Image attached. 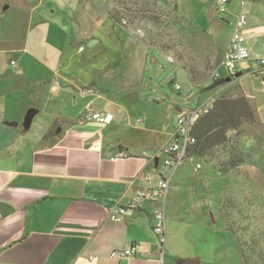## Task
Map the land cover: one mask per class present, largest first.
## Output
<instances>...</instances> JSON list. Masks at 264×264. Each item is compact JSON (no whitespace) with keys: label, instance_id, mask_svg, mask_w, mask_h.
I'll return each instance as SVG.
<instances>
[{"label":"crops","instance_id":"0c3cea01","mask_svg":"<svg viewBox=\"0 0 264 264\" xmlns=\"http://www.w3.org/2000/svg\"><path fill=\"white\" fill-rule=\"evenodd\" d=\"M59 1L0 0V264H185L191 258L167 245L166 213L162 247L152 229L159 203L129 207L119 222L107 212L128 207L135 191L174 175L161 168L158 153L172 142L179 116L192 109L165 88L185 102L195 91L210 95L193 110L220 96H243L260 114L258 97L244 83L248 74L259 83L264 77L258 64L264 0H228L223 15L216 11L219 0L204 4L209 23L195 45L211 67H220L240 16L246 17L241 31L249 59L238 77L227 81L220 67L222 83L196 84L176 62L187 86L170 76L158 87L154 68L163 70L161 56L169 49L115 24L104 11L106 0H79L70 19L47 11ZM87 89L93 93L82 94ZM31 108L37 114L25 129ZM91 113L107 115L109 123L87 120ZM119 152L129 156L111 161ZM133 245L132 258L108 257Z\"/></svg>","mask_w":264,"mask_h":264},{"label":"rangeland","instance_id":"374dc122","mask_svg":"<svg viewBox=\"0 0 264 264\" xmlns=\"http://www.w3.org/2000/svg\"><path fill=\"white\" fill-rule=\"evenodd\" d=\"M139 1L138 4L133 0H106L108 3L104 11L108 14L111 10L120 11L124 8L130 15V10L137 11L144 2L147 3L148 10L158 18L159 25L136 19L127 25L129 29L126 30H133L134 36L152 47L169 49L170 56L179 62L196 84L202 81L212 84L216 70L218 75L224 77L220 67L205 64L206 59L199 57L195 45L199 38L202 39V31L207 29L209 23L208 13L204 9L208 0ZM50 2L54 4L53 0ZM77 5L79 0H60L59 5L48 6L47 11H56L64 19H70ZM218 16L216 14L215 17ZM245 63L240 62L237 68L243 67ZM160 64L163 70L154 68L158 74L153 76L158 77L157 81L153 80L156 87L170 76H175L180 84L187 86V74L170 64L167 56H161ZM248 76L244 85L258 97L260 114L254 111L253 122H244L239 131L229 134L237 153L246 162L223 175L214 169V161L209 163L204 159L187 158L173 172L168 189L164 206L167 245L172 244L182 255L197 258L201 264H241L236 243L241 245L247 255L251 254L250 261L253 264H264V260L259 261L260 252L264 259V91L261 86L259 91L255 90V83H260ZM165 90L188 109H197L210 96L200 93L194 96L195 91L185 102L180 99L182 95L168 87ZM231 151L232 148L222 147L217 155L226 161ZM197 163L200 165L198 168L195 166ZM161 168L166 169L164 166ZM166 170V174L171 176L172 171Z\"/></svg>","mask_w":264,"mask_h":264},{"label":"built area","instance_id":"2783aa9c","mask_svg":"<svg viewBox=\"0 0 264 264\" xmlns=\"http://www.w3.org/2000/svg\"><path fill=\"white\" fill-rule=\"evenodd\" d=\"M228 0H219L217 6V13L223 15L226 12ZM246 23V17L241 15L236 27L233 31L227 50L225 51L220 67L225 71L228 76H233L237 71V66L240 62L249 59V52L243 45V38L240 34L241 29ZM167 61L170 64H175L177 61L172 56H167ZM259 66L264 68V58L258 60ZM11 68H17V63L12 61L10 63ZM252 76L256 75V72L251 73ZM220 79L217 70L214 72L212 80L218 81ZM260 84L264 91V77L260 78ZM176 90L180 89L179 85H174ZM92 89H87L82 94H91ZM210 106H206L204 109L189 110L179 116L176 122V129L173 135L171 143L166 144L158 153L161 157V164L167 169H170L173 173L188 157L189 149L195 144L196 140L192 136V127L198 117L199 112H207ZM87 120L96 122L98 124L109 123V117L107 115H101L99 113H91L87 115ZM129 155L125 152H119L116 157L110 160L125 159ZM196 167H200L199 164ZM169 178L159 179L153 186L137 190L131 196L128 207L115 205L108 209V220L111 222H119L121 217L127 213V208L139 205L142 201H149L151 203H159L160 206L156 208L152 213V229L157 234L161 247L165 243V201L169 189ZM137 247L129 246L124 249H113L108 253L110 259L123 260L129 259L136 255Z\"/></svg>","mask_w":264,"mask_h":264},{"label":"trees","instance_id":"16d2710c","mask_svg":"<svg viewBox=\"0 0 264 264\" xmlns=\"http://www.w3.org/2000/svg\"><path fill=\"white\" fill-rule=\"evenodd\" d=\"M133 2L140 3L139 0H133ZM148 9L147 3L144 2L142 8L137 9V11H135L136 9L130 10V15L122 8L120 11H109L108 16L115 24L124 29H129L127 25L134 23L136 19L152 22L158 26V18L154 17ZM233 77L231 75V78ZM213 82L217 83V81ZM219 82L222 83L223 80ZM253 120L254 110L245 97L220 96L216 98L207 112L201 110L198 114L192 127V136L196 142L189 149L187 158L204 159L209 163L214 161V169L223 175L235 170L246 161L240 153H237L235 146H233L234 141L229 134L239 131L244 122H253ZM222 147L232 148L226 161H222L217 155V151ZM236 250L241 264H253L250 261L251 254L247 255L239 243H236ZM263 260V254L260 252L259 261Z\"/></svg>","mask_w":264,"mask_h":264},{"label":"water","instance_id":"95a60500","mask_svg":"<svg viewBox=\"0 0 264 264\" xmlns=\"http://www.w3.org/2000/svg\"><path fill=\"white\" fill-rule=\"evenodd\" d=\"M240 74L239 73H235L233 76V78H236L238 77ZM227 81H231V78H228ZM37 114V110L36 109H29L24 117V122H23V126L25 129H28L31 125V122L34 118V116ZM185 264H198V259L197 258H194V259H190V260H187L185 262Z\"/></svg>","mask_w":264,"mask_h":264}]
</instances>
